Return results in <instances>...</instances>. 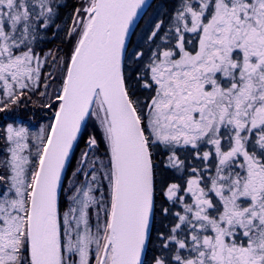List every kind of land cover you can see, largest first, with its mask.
Here are the masks:
<instances>
[{"label": "snow or ice", "instance_id": "obj_1", "mask_svg": "<svg viewBox=\"0 0 264 264\" xmlns=\"http://www.w3.org/2000/svg\"><path fill=\"white\" fill-rule=\"evenodd\" d=\"M0 264H264V0H0Z\"/></svg>", "mask_w": 264, "mask_h": 264}]
</instances>
